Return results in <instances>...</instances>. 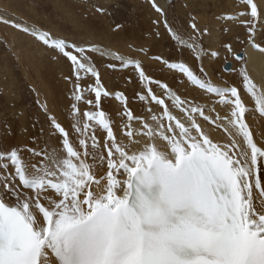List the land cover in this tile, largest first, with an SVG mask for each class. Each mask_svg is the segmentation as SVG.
Returning <instances> with one entry per match:
<instances>
[{
	"label": "snow or ice",
	"instance_id": "6c2138e0",
	"mask_svg": "<svg viewBox=\"0 0 264 264\" xmlns=\"http://www.w3.org/2000/svg\"><path fill=\"white\" fill-rule=\"evenodd\" d=\"M152 3L157 12L162 11L155 0ZM237 15L248 42L264 52L254 42L257 3L244 0V10ZM0 22L30 33L68 57L77 101L86 91L94 93L88 103L99 109L102 95H111L82 55L84 48L72 45L80 54L75 55L66 51L69 45L63 39L9 19ZM191 27L199 31L195 23ZM176 38L184 45L181 37ZM189 40L186 46L196 50V41ZM224 48L233 51L230 44ZM211 55L220 53L211 51ZM233 59L240 62L244 56L236 52ZM132 63L140 69L139 61ZM165 63L230 107V117L225 119L241 142L213 143L195 118L199 114L205 121L210 119L199 106L183 109L187 126L165 106L162 117H152L157 121L153 127L134 116L122 92L114 96L124 104V136L133 145L141 138L148 141L139 151L117 143L112 122L103 111H85V122L73 127L85 137L95 122L106 133L105 156H97L100 142L94 131L90 145L81 138L75 146L55 116L49 120L62 141L59 149L36 147L35 138L32 147L0 140V264H264V146L254 142L242 99V93L250 94L256 110L264 115V88H258L244 67L239 69L242 85L221 87L195 75L184 62ZM200 72L207 76L203 67ZM81 73L95 77V85L81 88ZM139 76L146 78L142 70ZM149 97L157 105L165 104L150 88L141 99ZM175 102L183 108L179 96ZM72 108L74 114L80 113L76 104ZM133 122L141 127L133 128ZM97 159L107 162L106 184L100 192L89 187L100 185L88 162Z\"/></svg>",
	"mask_w": 264,
	"mask_h": 264
},
{
	"label": "rangeland",
	"instance_id": "374dc122",
	"mask_svg": "<svg viewBox=\"0 0 264 264\" xmlns=\"http://www.w3.org/2000/svg\"><path fill=\"white\" fill-rule=\"evenodd\" d=\"M258 1H261L258 3L261 5L258 10L263 12L264 0ZM155 4L161 12L153 7L152 0H0V21L9 19L23 26L27 23L40 29V32L50 34L54 39H63L69 45L66 51L75 55L80 54L76 53L72 45L84 48L82 55L88 58L87 63L96 67L101 84L111 94L106 97L102 95L99 109L88 103L89 100H94V93L86 91L83 98L77 101L75 95L79 93L74 94L75 76L68 57L59 49L45 45L30 33L0 22V140L32 147L35 138L36 147L59 149L62 141L58 132L52 129L49 120V117L55 116L62 123L61 126L71 133L70 140L75 146H78L81 138H87L90 145L94 131L100 142V147L96 150L99 157L106 154L103 147L106 133L92 122V130L85 133V137H81L73 126L85 122V111H103L112 124H115L113 130H118V135L122 132L124 137L123 126L127 120L122 115V100H117L114 96L116 92L124 94L127 98L126 106L134 116L149 122L153 127H156L157 121H153L152 117H162L165 106H157L150 97L141 99L148 96L149 86L152 94L166 100L167 104L175 103L176 96L166 84L172 87L185 105L190 104L191 107V104H195L202 107L200 95H204V91L197 85L191 86L193 88L190 90L189 84H185L186 76L165 62H184L195 75L209 80L200 72V68L212 51L209 49V28L213 22L219 20L220 46L230 44L233 51L229 53L225 50L220 57L211 55V61L208 62L212 71L217 69L214 73L216 77L222 74L219 82L225 81L228 76L227 86L235 85V75L242 82L239 69L244 67L246 70L247 67L245 49L249 44L248 34L246 28L241 26L240 17L235 20V31L230 33L228 17L244 10V0H155ZM192 23L196 24L198 32L192 29ZM261 27L254 40L264 47V26ZM205 29H208L207 33L204 32ZM176 36L184 39L186 43L182 45ZM189 37L196 41L197 51L186 46L191 43ZM93 45H101L103 49L110 48L126 55L130 60L110 59L104 52L100 54L93 50ZM236 52H240L244 60L235 61L233 57ZM135 61H139L143 68L140 65V69H137L132 63ZM225 61L231 63L225 64ZM235 62L237 67L233 66ZM229 67L233 71H227ZM140 70L144 72L145 79L140 78ZM81 76V88L95 85V77L91 74L86 76L81 73ZM218 85L223 86V83ZM208 99L207 102L214 107L219 97ZM73 104L80 109L79 114L73 113ZM117 118L120 120L116 125ZM133 123V128L141 127V124ZM117 139L125 145L130 142L123 138Z\"/></svg>",
	"mask_w": 264,
	"mask_h": 264
},
{
	"label": "bare ground",
	"instance_id": "6f19581e",
	"mask_svg": "<svg viewBox=\"0 0 264 264\" xmlns=\"http://www.w3.org/2000/svg\"><path fill=\"white\" fill-rule=\"evenodd\" d=\"M254 2H256L257 5H258V3H260L261 1L254 0ZM262 5H263V3H262ZM258 13H259V15H258V18L257 19H258L259 23H258V25L256 27V31L254 33V39H255V37H258L257 35L260 33L259 30H260L261 25L264 26L263 25L264 24V11L261 12L260 10H258ZM231 17H233V18L230 19V24H229V28H228V31L230 33H232V32L235 31V20L237 18H239V16L236 13V14L232 15ZM215 20L216 19H214V21ZM24 21H26V20L24 19ZM29 23H31V22H29ZM219 24H220V20L213 22L211 24V26L209 25L210 28H209V35H208L209 39H208V41H209V47H210L209 49L212 50V51H214V50L215 51H218L220 53V55H219V57H220L221 55L224 54L225 49H224V46H220V44H221L220 43L221 37H220V26H219ZM24 25H26V27H28L29 29L32 28V29H35V30H37V31L40 32V29L34 28V27L28 25L27 23H24ZM51 37L54 38L53 36H51ZM232 37L234 38L235 35H233ZM183 41H184V39H183ZM254 42H255V40H254ZM184 43H186V42L184 41ZM232 43H234V41ZM93 44H95V43H93ZM207 45H206V47H208ZM91 48L93 50H96L100 54H102L104 52L105 55H106V57H109L110 59H120V60L121 59H128V60H130L126 55L120 54L117 51L110 50V48L109 49H103L104 47L102 48L101 45L100 46L93 45ZM112 48H114V47H112ZM195 51H197V49ZM200 54H202V53H200ZM245 55H246V60H247V62H246L247 63L246 71L248 72L249 77L258 86V88H264V52L258 51L256 48H254L252 46L251 43H249L248 46L245 49ZM206 57H207V61L206 62L204 61L205 59L203 60L204 62H202V59H200L201 62H202L201 63V67L203 66L204 71L207 72V76L206 77L209 78V80L211 81V83L214 84V85H216V86H219L218 84H221V83H223V86H227L226 80H227V77L228 76L226 75L227 77H226L225 81H222V82L220 81L219 82V80L221 79V75L222 74H218L217 73L218 74L217 77L214 75V73L217 72V69H215V70L213 69V71H212V66H211L210 62H208V60L211 59V54H208ZM204 58H205V54H204ZM212 61H213V59H212ZM89 65L92 66L94 68V70L96 69V67L93 66L92 64H89ZM233 66L234 67L235 66L237 67L236 62L233 63ZM141 68H143L142 65H141ZM214 68H215V66H214ZM235 78H236L235 85H242V82H239L237 75H235ZM185 84H186V86L188 85L190 87V90H191V88H193L191 86H195L192 82L188 81L187 78L185 79ZM147 85H148V83H147ZM166 85L172 91L173 95H175L177 97L178 94H176L175 91L172 90V87H170L168 84H166ZM223 86H221V87H223ZM149 88L151 89V86H149ZM49 92H51V90ZM50 94H52V92ZM48 95H49V93H48ZM200 96L202 98V107L201 108L204 109V115L205 116H208L210 119L208 121H205L203 117L199 116V114H197L195 118L197 120V123L200 124V126H201L202 130L205 132V134H207L209 136V138L213 141V143L219 144L221 146L228 145L230 143V141H232L233 139H235L237 141V143H240L241 142V137L240 136H233V132L235 130L232 129L230 125H228L227 120L225 119L226 117H230V107L229 106H226V105H223V104H220V103H216L215 106L213 107L211 105L212 103H208L207 100H209L208 98L214 97L215 95L209 94L206 91H204V95H200ZM242 99L244 100L245 105L248 108V111L245 114V122L248 124L249 130L253 134L254 142H256L258 146H264V115L260 114L256 110L255 100H254V98L250 94L242 93ZM164 102H165L164 106H167L169 113L171 115L175 116L177 119H180L181 122H185L186 123V126H187L188 117H187V114L183 111V109L184 108H189L190 107V104H188V105H185L184 104L183 105V108H182L179 105L178 102L171 103V104H167V101L166 100H164ZM148 104H150V103L148 102ZM150 106H151V104H150ZM193 106L196 107L195 104ZM193 106L191 104V107H193ZM119 120H120V118L115 119L116 125L119 123ZM115 121H114V123H115ZM164 123H165V125H167V123H168L166 117H165ZM173 123H174V121H173ZM133 124H132V126H133ZM61 125H62V123H61ZM112 125H115V124H112ZM134 128L136 129V126ZM113 131L115 132L116 130L114 129ZM117 131L115 132V134L118 136L116 138H119V140H120V138H123L124 141H125L127 138L125 136L124 137L122 136V134H121L122 133L121 132L122 130H120L121 133H119V135L117 134ZM117 141H118V139H117ZM121 141H123V140H121ZM127 141H128V139H127ZM146 142H148L147 141V138H143V139L141 138L139 144L133 145V144H131L129 142L127 146H128V149L130 151H139ZM117 143L121 144L122 146L125 145V143L123 144L122 142H119V141ZM116 158L118 159V155H117ZM88 162L90 164H92L91 171H92L93 176L95 177L96 180H99L100 181V185L99 186H97L96 184H90L89 187H90L91 190H93L95 192H100L101 189L106 184L107 162H106V160H104L103 162H101L99 159H97L94 163L91 160H89ZM121 171H123V170H121ZM117 178L120 179V180H123V179H126V176L117 175ZM0 182H3V176H0ZM262 183H264V182H262ZM119 194H122V193H119ZM254 196H256L257 198H259V193L254 191Z\"/></svg>",
	"mask_w": 264,
	"mask_h": 264
}]
</instances>
